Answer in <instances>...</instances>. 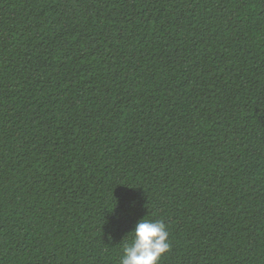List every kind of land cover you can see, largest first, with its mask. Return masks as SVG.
<instances>
[{"label":"trees","instance_id":"16d2710c","mask_svg":"<svg viewBox=\"0 0 264 264\" xmlns=\"http://www.w3.org/2000/svg\"><path fill=\"white\" fill-rule=\"evenodd\" d=\"M264 264V0H0V264Z\"/></svg>","mask_w":264,"mask_h":264},{"label":"clouds","instance_id":"9594fccd","mask_svg":"<svg viewBox=\"0 0 264 264\" xmlns=\"http://www.w3.org/2000/svg\"><path fill=\"white\" fill-rule=\"evenodd\" d=\"M129 233L132 240L124 245L120 264H158L170 247L162 221L141 218Z\"/></svg>","mask_w":264,"mask_h":264}]
</instances>
